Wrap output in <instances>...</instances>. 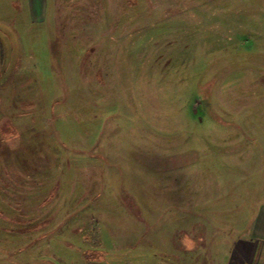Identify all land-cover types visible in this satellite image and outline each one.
I'll use <instances>...</instances> for the list:
<instances>
[{
  "label": "rangeland",
  "instance_id": "obj_1",
  "mask_svg": "<svg viewBox=\"0 0 264 264\" xmlns=\"http://www.w3.org/2000/svg\"><path fill=\"white\" fill-rule=\"evenodd\" d=\"M263 16L0 0V264L221 262L212 241L264 202Z\"/></svg>",
  "mask_w": 264,
  "mask_h": 264
},
{
  "label": "crops",
  "instance_id": "obj_2",
  "mask_svg": "<svg viewBox=\"0 0 264 264\" xmlns=\"http://www.w3.org/2000/svg\"><path fill=\"white\" fill-rule=\"evenodd\" d=\"M253 45L255 66L258 72L264 73V34L257 35ZM258 201L253 199L247 208L234 213L235 239L222 235L223 239L212 241L217 248L225 250L221 262L216 264H264V202Z\"/></svg>",
  "mask_w": 264,
  "mask_h": 264
}]
</instances>
